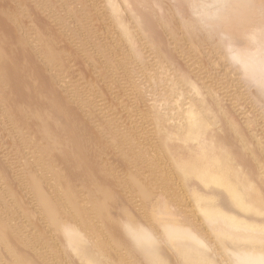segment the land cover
<instances>
[{"label": "rangeland", "instance_id": "obj_1", "mask_svg": "<svg viewBox=\"0 0 264 264\" xmlns=\"http://www.w3.org/2000/svg\"><path fill=\"white\" fill-rule=\"evenodd\" d=\"M235 1L0 0V33L10 42L18 41L26 62L41 73L44 90L38 95L69 108L52 124L61 129L71 118L77 122L72 125L86 128L79 136L102 144L97 151L102 150V159L123 183L120 203L111 213L118 216L126 236L122 234L124 248L119 253L106 244V258L115 264H124L121 255L133 251L127 233L131 223L144 227L141 232L158 235L167 225L182 224L198 238L195 246L218 264H227L233 251L246 247L241 238L219 245L215 239L221 233L206 224L189 195L193 187L219 198L222 191H208L196 179L182 183L172 169L173 160L197 148V142L182 140L179 132L188 113L198 107L211 132L219 139L228 137L231 149L243 153L254 185L264 191V84L248 75L249 68L264 58V0H238L252 10L251 22L240 10H232ZM222 20L236 24L237 33L229 36ZM47 42L55 44V50L41 52ZM16 52L7 55L8 61ZM26 84L27 79L0 78V218L10 223L0 234V260L19 264L16 255L21 251L38 264H54L56 259L83 264L81 259L97 253L96 244L83 245L77 252L63 240L43 249L47 235L65 238L73 221L61 211V227L50 230L52 220L38 206L33 182L40 180L47 192L51 190L42 164L60 173L65 166L60 147L38 128L37 109H27L18 99V89ZM45 86L52 91L47 94ZM61 131L55 139L65 138ZM161 137L170 146V157L157 149ZM78 165L70 171L78 174ZM75 180L68 185L81 187L82 179ZM219 201L223 211L244 216L245 221L251 218L247 222L255 219L258 229L264 224V215L245 217L223 198ZM57 203L62 210L63 202ZM12 233L28 238L9 248L2 239ZM193 244L168 248L172 264H187L181 251Z\"/></svg>", "mask_w": 264, "mask_h": 264}, {"label": "bare ground", "instance_id": "obj_2", "mask_svg": "<svg viewBox=\"0 0 264 264\" xmlns=\"http://www.w3.org/2000/svg\"><path fill=\"white\" fill-rule=\"evenodd\" d=\"M243 6H245L243 2L237 0L233 2L232 10H240L245 20L248 21L249 19V22H251L253 20L251 17L254 14H252V10L249 7ZM222 22L225 24V29L228 31L229 36L237 33L238 26L236 24L226 20H222ZM244 23L243 25H246ZM42 47L41 52L43 51L45 53H49L56 48L55 44L51 42H47ZM19 48L18 41L10 42L6 33H0V78L28 80L26 86H21L18 89V99L20 102L26 104L27 109H37L38 112L36 114L39 117L38 128L44 134L49 135L54 143L60 147V162L62 161L63 166H65L64 172L60 173L54 169H50L48 166L44 167V164H42L41 169H39L41 170L42 176L49 179L48 188L51 190L47 192L43 188L40 180H35L32 188L36 192L38 206L52 220V224L48 229L53 230V228L58 229L61 227L60 222L57 220L58 214L61 211L67 214L66 216L73 221L66 227L65 238L58 234L53 237L47 235L43 239V249L45 250L48 246H53L63 240H67L78 252V248L81 246L92 243L97 245V253L88 257L86 256L84 260L81 259L83 264H115L108 257L106 258V250L108 245L111 249H115L119 253L124 248L123 239L126 236L124 232L122 234L125 237L121 234L122 227L118 225V216L116 217L111 213V208L113 206L117 207L120 203V190H123V183L119 181L115 172H112V168L102 159L100 155L102 150L97 151L98 146L102 144L96 139H93V137L86 138L85 136H79L86 128H78L76 127L77 124L72 125L77 123L76 120L68 118L70 125H65L61 128L64 131L65 138L62 136L64 139H55L58 133L60 135L61 129L57 128V126L55 127L52 121L60 115L66 116L69 108H64L56 100H49L44 96L38 95L40 90H44V82L42 81L44 79L38 70L26 62L24 50ZM12 50H17L16 56L12 61H8L7 55ZM37 81L38 86L35 85ZM45 91L48 94L52 91V88L45 86ZM26 92L30 94L27 95ZM184 122L179 135L186 142H197V148L172 161L174 174L176 173L179 176L182 183H186L189 179H196L207 190L210 188H214L215 190L219 189L224 195L222 197L224 202H229L233 208H238L244 215L246 214L248 216L251 214L250 216L258 217L264 215V191L261 189L263 187L258 188L254 185V179L251 173H249V163L243 153L241 154L231 149L233 148V142L227 139L228 137H221L223 139H219L220 137H217L216 134L211 132L209 120L201 115L198 107L197 110H192L188 113ZM165 140L166 138H162L158 142L157 149L163 151L166 156L170 157L171 149ZM40 160L42 161L44 159ZM76 163H79V168L77 167L79 171L77 174L73 169L75 172L73 174L70 170ZM110 165L112 166V164ZM76 178L82 179L81 187L76 186L77 184L73 186L68 185H72V181ZM67 185L68 188H62L64 186L67 187ZM189 195L194 199L193 202L198 209L197 211L207 223L205 221L203 222L210 226L212 225L216 231L221 233L220 239L219 237L215 239L219 245L221 243H223L222 245H226L228 238H241L244 240L243 242H245L246 247L233 251V254L227 257V264H264V232L260 235L256 233L258 230L260 231L264 224L258 229L259 223L255 219L247 222L251 219L250 217V219L245 221L246 219H243L244 216H237L235 213L223 211L222 207H220L222 204L220 205L219 201L222 198H219V194L217 195L215 192L204 195L198 190H194L193 187V192ZM146 196H149V193ZM59 200L63 202L62 210L57 203ZM92 201L94 202L92 203ZM94 217H100L102 222L93 221L91 223ZM7 220L10 222L9 218ZM135 224L131 223L129 227L130 232H127L129 238L133 241V244H131L134 248L131 252H128L126 249L129 253L128 256L127 252L125 256L121 255V258H123L121 260L124 264H172L170 254L167 251L168 248L172 249L173 246H182L185 242L194 243L190 250L186 249L187 252L181 251L184 259L189 262L187 264H218L217 261H214V257L208 258V255L204 254L200 248L195 246V243L199 242L198 238L192 233L193 231L191 232L182 224L177 226L164 225L166 226L165 232H161L160 235L156 232H141L144 227L141 229ZM9 226L10 223L8 224L5 219L0 218V234ZM104 230L109 232H103ZM261 230L264 231V227ZM18 234L12 233L9 236H4V239H2L3 243L5 242L9 248L13 246L17 248L16 246L22 244L28 238V236ZM98 234L101 235L97 236ZM161 243H163V246ZM16 257L18 260L17 263L19 262V264H38L36 263L37 260L26 258L25 253L21 251L17 253ZM52 263L67 264V261L62 262L56 259ZM0 264H3L1 260Z\"/></svg>", "mask_w": 264, "mask_h": 264}, {"label": "clouds", "instance_id": "obj_3", "mask_svg": "<svg viewBox=\"0 0 264 264\" xmlns=\"http://www.w3.org/2000/svg\"><path fill=\"white\" fill-rule=\"evenodd\" d=\"M249 77L258 84H264V58L257 60L248 70Z\"/></svg>", "mask_w": 264, "mask_h": 264}]
</instances>
